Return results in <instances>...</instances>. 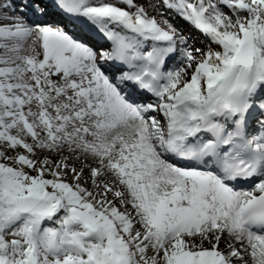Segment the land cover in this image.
Segmentation results:
<instances>
[{
    "label": "snow or ice",
    "instance_id": "obj_1",
    "mask_svg": "<svg viewBox=\"0 0 264 264\" xmlns=\"http://www.w3.org/2000/svg\"><path fill=\"white\" fill-rule=\"evenodd\" d=\"M151 6L0 0V264H264V0Z\"/></svg>",
    "mask_w": 264,
    "mask_h": 264
},
{
    "label": "bare ground",
    "instance_id": "obj_2",
    "mask_svg": "<svg viewBox=\"0 0 264 264\" xmlns=\"http://www.w3.org/2000/svg\"><path fill=\"white\" fill-rule=\"evenodd\" d=\"M138 4H141L145 6L146 11L150 16H156L158 15V10L154 7H152V4H157V0H136ZM162 10V9H160ZM227 11V9H225ZM11 15H17L16 12H10ZM168 18V17H165ZM163 19V18H162ZM170 22H173L176 24L182 31L183 35L186 37H190L188 43L191 46L199 47L201 49L207 50L202 47L203 43L208 42L210 44V47L215 48L216 45L212 44L208 37H206L204 34L199 32L198 30L194 29L190 24H187L186 22L182 21L179 17H176L174 14L171 15ZM224 245L222 244L221 247Z\"/></svg>",
    "mask_w": 264,
    "mask_h": 264
},
{
    "label": "rangeland",
    "instance_id": "obj_3",
    "mask_svg": "<svg viewBox=\"0 0 264 264\" xmlns=\"http://www.w3.org/2000/svg\"><path fill=\"white\" fill-rule=\"evenodd\" d=\"M137 2V1H136ZM159 3V0H157V4ZM162 18H165V17H161L160 15H157V19H162ZM204 46V47H203ZM203 48L207 49L208 47H210V44L208 42L205 41V43H203L202 45Z\"/></svg>",
    "mask_w": 264,
    "mask_h": 264
}]
</instances>
